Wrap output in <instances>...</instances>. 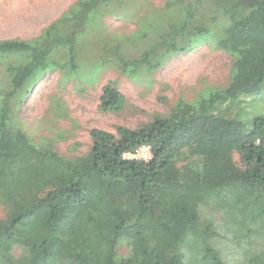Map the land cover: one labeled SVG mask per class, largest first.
Here are the masks:
<instances>
[{"label": "trees", "instance_id": "trees-1", "mask_svg": "<svg viewBox=\"0 0 264 264\" xmlns=\"http://www.w3.org/2000/svg\"><path fill=\"white\" fill-rule=\"evenodd\" d=\"M126 2L78 0L38 37L0 40V264H189L191 246L228 242L229 233L253 246L243 227H264V114L248 123L236 112L264 88V0H166L147 16L149 34L103 55L136 78L211 40L233 58L226 86L180 97L136 128H94L80 155L21 127L29 88L55 70L75 72L92 18ZM131 43L147 46L133 57ZM126 107L109 82L99 111ZM143 147L149 160L131 157ZM248 249L245 264H264V250ZM212 253L213 264H226Z\"/></svg>", "mask_w": 264, "mask_h": 264}, {"label": "rangeland", "instance_id": "rangeland-1", "mask_svg": "<svg viewBox=\"0 0 264 264\" xmlns=\"http://www.w3.org/2000/svg\"><path fill=\"white\" fill-rule=\"evenodd\" d=\"M77 1L0 0V40L38 37ZM165 3L166 0H127V5L117 15L108 11L101 17H93L79 43L77 70L72 73L59 70L47 73L24 96L16 112L23 130L36 142L53 140L58 151L64 155H80L90 148V132L94 128L112 133L118 126L136 128L150 121L151 116L166 113L169 105L180 97L193 101L212 87L226 86L233 58L217 49L211 40L167 57L160 68L144 70L136 78L126 76L111 56H107L110 60L104 62L106 47L111 49L113 44L125 43L128 49L127 44L133 35L138 36L140 32L149 34L152 28L146 25L147 16L157 17ZM134 39L137 43L138 38ZM131 45L133 57H137V52L147 46ZM109 82H113L127 99V107L119 115L103 114L98 109L103 88ZM161 98L168 100L167 103ZM237 102L238 119L250 123L264 114V88L259 96L250 99L247 106ZM143 155L140 156L142 159ZM235 160L239 162L238 155ZM251 227H243L244 239L255 244L248 245L252 249L263 251L264 227ZM232 236L229 233L228 242L220 240L216 246L207 241L191 246L189 264H213L212 248L221 253L223 263L245 264L244 255L247 252L246 256H252V250L242 242H234ZM202 256L206 257L201 259Z\"/></svg>", "mask_w": 264, "mask_h": 264}, {"label": "built area", "instance_id": "built-area-1", "mask_svg": "<svg viewBox=\"0 0 264 264\" xmlns=\"http://www.w3.org/2000/svg\"><path fill=\"white\" fill-rule=\"evenodd\" d=\"M141 154H144L143 160H149L151 158L150 148L149 147H143L137 152V154H135L134 156H131V157L142 159V157H140ZM145 154H149V156L147 157V156H145Z\"/></svg>", "mask_w": 264, "mask_h": 264}]
</instances>
